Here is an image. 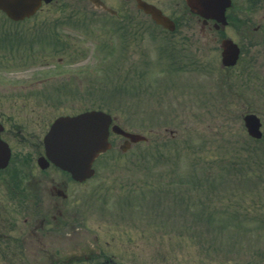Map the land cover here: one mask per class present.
Listing matches in <instances>:
<instances>
[{"label":"rangeland","instance_id":"obj_1","mask_svg":"<svg viewBox=\"0 0 264 264\" xmlns=\"http://www.w3.org/2000/svg\"><path fill=\"white\" fill-rule=\"evenodd\" d=\"M106 1L118 9L120 16L126 9L127 14L133 12L131 7H126L124 0ZM119 19L109 18L105 12L94 10L89 0H52L48 5H43L38 13L21 21L22 25L15 27L17 30L14 28L18 41L33 46L25 48L28 56L20 50L21 58H18L15 66L0 67V90L4 92L15 88L11 84L14 81H20L27 89L31 81L37 88L61 86L64 89L62 94L70 96L62 100L55 98V107L52 105L42 108L44 119H52L57 113L75 112L90 107L116 113L124 126L143 133L148 138L147 142L138 145L137 152L138 155L143 150L148 152L142 155L146 163L141 162L142 166L136 169L139 175L146 172V167L156 165L154 174L148 172L153 179L161 181L156 180L152 187L158 192L151 198L154 203L158 201L160 192L161 203L169 200L166 195L170 193L169 184L163 180H169L170 176L176 181L178 201L203 199L206 204L211 202L207 204L210 207L202 208L201 205L196 206V209L183 211L187 215L184 217L179 215L177 218L173 210V217L168 214L167 224L163 225L157 223L165 219L163 216L166 211L163 206V209L156 210L152 207L155 211L150 213H144V202L140 206L130 203V206L124 204V207L122 205L118 208L113 197L120 196L124 190L122 181L118 183L121 180L119 170L129 162L134 164V150L121 157L114 150L117 160L116 167L113 166L112 170L117 171L106 173L104 170L107 168H102L105 175L99 167L100 174L96 176L94 183L101 190L97 198L91 197L86 205L88 211L85 214L90 217V221L85 225L89 228L98 226L102 240L132 237L134 255L139 264H159L153 257L147 258L149 252L152 256V250L157 248L166 252L167 264L256 262L259 246L256 244L255 223L244 220L238 228V222H234L233 226L232 223L224 224L220 209L221 205L228 208L232 198L237 210H240L237 203L240 202L238 198L244 194L241 193L242 188L248 187L249 190L246 191H258L257 181L255 182L258 178L257 170L252 166L251 159H257L259 155L251 150L260 148L262 151L264 141H249L243 133L239 112H230L229 108L218 102V97H214L213 93L219 87L217 79H221L219 55L211 46L206 45L205 37L199 33L194 18H186V23L196 29L195 46L186 51L178 39L167 38L142 19L141 22L134 19L135 24L143 23L134 25L141 30L135 31L133 26L130 27L128 38L134 42L131 47L128 44L124 48L120 38L123 35L119 33V25H122ZM6 23L14 22L6 19L0 12V26L7 28L4 25ZM127 29L125 25L124 32ZM43 33H51L54 37L49 44L35 40V35ZM158 35L162 36V45L155 38ZM170 40L175 43L173 46H166V42ZM109 42H114L110 48ZM178 50L180 54L177 55ZM190 54L193 57L190 58ZM79 83L83 91L82 97L86 98L83 102L73 97L76 90H69L79 88ZM70 84L71 86H66ZM66 103L71 104L65 106ZM234 109L240 111L239 107ZM163 142L166 143L164 147ZM241 149H245V158L250 163L246 159L241 161L236 155ZM235 158L237 170L230 172ZM229 166L230 169H227ZM243 166L249 171L238 177ZM187 174L190 178L186 177ZM187 179H191L192 183H177ZM244 179L245 182L241 183ZM173 189L175 186L171 187V191ZM162 190L169 193L162 195ZM241 199H249V196ZM243 205H248L249 208L251 202H243ZM234 207L231 205L230 210ZM127 221H130V226L135 221V228L132 226L131 230H126L124 223ZM145 224H149L150 228L145 227ZM178 230H183L185 235L177 237ZM152 232L155 234H151ZM226 240H229V247ZM116 248L119 255L127 254L126 251L123 252V246ZM0 264H4V259L0 258Z\"/></svg>","mask_w":264,"mask_h":264},{"label":"flooded vegetation","instance_id":"obj_2","mask_svg":"<svg viewBox=\"0 0 264 264\" xmlns=\"http://www.w3.org/2000/svg\"><path fill=\"white\" fill-rule=\"evenodd\" d=\"M102 1L106 5L109 4L106 0ZM124 1L126 7H131L134 13L127 14L126 9L120 16L118 13H110L107 9L93 7L94 10L105 12L109 18H120L122 25H119V33L123 35L120 38L124 48H127L128 44L131 47L134 42L128 38L130 27L133 26L135 31L141 30L139 26L134 25L143 23L135 24L134 19L140 22L142 19L152 24L167 38L178 39L185 51L191 50L192 46H195L196 29L186 23V18L191 17V20L194 18L199 33L205 37L206 45L211 46L219 55L218 69L221 79H217L219 87L215 89L214 97H218V102L229 108L230 112H239L243 133L247 135L249 141L256 143L264 141V0H230L224 9L222 19L198 16L188 10L184 0H145L159 7L174 21L173 30L155 23L150 14L137 7V0ZM125 25L128 27L126 32L123 30ZM2 29L0 26V67L2 65L13 67L21 58L20 50L28 56L25 48L33 45L23 43L20 45L16 39L17 29L12 28L4 35L5 37L2 36ZM155 38L158 44H163L161 35ZM43 42L49 44L47 40ZM113 43L109 42V48ZM174 43L172 40L167 41L166 46H173ZM178 47L181 48L179 45ZM191 57L193 56L190 54ZM11 84L15 88H9L4 92L0 90V158H3L2 155L6 156L7 152L9 155L5 163L3 159L0 161V258L4 259V264H139L138 258L136 259L134 255L132 237L126 235L124 239L102 240L98 226L89 228L85 225L90 221V217L85 214L88 211L86 205L89 204L91 197L97 198L100 192V187L94 183L96 176L100 171L103 173L101 166L107 168L104 170L106 173H110V167L115 166V160L95 159L92 163L94 175L77 180L70 172L53 164L45 151L43 138L53 119L58 115H75L88 108L57 113L52 119H44L42 108L52 105L55 107L53 104L56 102L55 98L67 99L70 94H62L64 89L61 86L37 88L32 85V81L28 89L23 87L20 81ZM69 90H76L73 97L79 98L81 102L85 101L80 83L79 88ZM70 104L66 103L65 106ZM238 107L240 111L234 109ZM246 117L257 118L261 133L259 138L248 133L244 123ZM122 128L129 131L125 127ZM109 139L112 141L110 150L114 144L118 145L119 149L123 144V147H126L123 153L131 150L136 153L139 150V142L127 144L126 138L121 134L110 133ZM261 148L262 151L260 148L251 150L262 159L261 162H257L256 168L258 178L255 182L257 181L258 191L253 192V189L247 191L251 192L248 193L249 199H241L243 196L238 198L240 199L238 207L242 210L239 217L248 214L253 221L255 220L254 231L257 234L256 244L259 250L256 252V262L251 264H264V153H262L264 146ZM241 150L237 152L245 153V149ZM133 160H136L135 157ZM122 171L123 181H128L126 166ZM242 190L246 191L249 188ZM118 201L122 204L128 203L127 194L118 198ZM243 202H251V206L248 208V205H245L244 208ZM223 209L225 210L226 206ZM128 223L130 221L124 223L126 230H131L132 226L135 228V221L132 226ZM145 227L150 228V225L145 224ZM225 243L229 247V240ZM118 246L125 248L123 251L127 252L125 256L118 254L116 248ZM165 256L166 252L157 248L152 250V256L149 252L147 258L153 257L157 263L167 264Z\"/></svg>","mask_w":264,"mask_h":264},{"label":"water","instance_id":"obj_3","mask_svg":"<svg viewBox=\"0 0 264 264\" xmlns=\"http://www.w3.org/2000/svg\"><path fill=\"white\" fill-rule=\"evenodd\" d=\"M227 1L187 0V3L199 14L218 15L222 13ZM41 2V0H0V9L16 20L32 14ZM156 18L162 19L157 12ZM161 21L165 24L164 20ZM110 121L109 115L100 110L57 117L44 137L46 154L54 164L69 170L74 177L84 176L91 160L108 146L107 127ZM134 137L143 138L138 134H134Z\"/></svg>","mask_w":264,"mask_h":264},{"label":"trees","instance_id":"obj_4","mask_svg":"<svg viewBox=\"0 0 264 264\" xmlns=\"http://www.w3.org/2000/svg\"><path fill=\"white\" fill-rule=\"evenodd\" d=\"M191 179H192V178H191ZM191 179H190V180H187V181H189V183H192V180H191ZM187 181H184V182H187Z\"/></svg>","mask_w":264,"mask_h":264}]
</instances>
